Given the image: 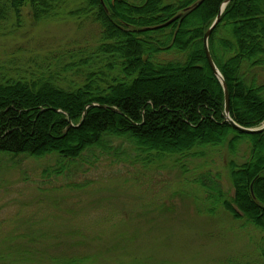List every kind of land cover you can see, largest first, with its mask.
Here are the masks:
<instances>
[{
    "label": "trees",
    "instance_id": "obj_1",
    "mask_svg": "<svg viewBox=\"0 0 264 264\" xmlns=\"http://www.w3.org/2000/svg\"><path fill=\"white\" fill-rule=\"evenodd\" d=\"M224 1L0 0V33L20 28L26 12L36 22L72 17L100 29L90 52L64 64L63 72H75L76 79L55 69L0 72V154L54 155L64 166L99 151L115 153L117 141L147 154V160L224 146L235 155L244 141L248 159L226 163L232 198L206 176L203 186L215 191L216 202L234 218L264 232V132L242 133L226 121L224 89L204 48V35ZM181 12L168 26L155 28ZM209 47L228 86L231 118L260 127L264 0H232ZM164 52L185 59L158 61Z\"/></svg>",
    "mask_w": 264,
    "mask_h": 264
},
{
    "label": "rangeland",
    "instance_id": "obj_2",
    "mask_svg": "<svg viewBox=\"0 0 264 264\" xmlns=\"http://www.w3.org/2000/svg\"><path fill=\"white\" fill-rule=\"evenodd\" d=\"M99 32L91 20L36 22L26 12L20 28L0 33V72L64 73ZM114 147L64 166L54 155L0 154V264H262L264 232L234 218L202 180L232 198L226 163H244L247 142L235 155L207 147L150 160L127 143Z\"/></svg>",
    "mask_w": 264,
    "mask_h": 264
},
{
    "label": "water",
    "instance_id": "obj_3",
    "mask_svg": "<svg viewBox=\"0 0 264 264\" xmlns=\"http://www.w3.org/2000/svg\"><path fill=\"white\" fill-rule=\"evenodd\" d=\"M232 0H225L224 3L221 6V10L217 16V18L215 19V21L213 22V24L210 26V28L207 30V32L204 35V48H205V53H206V57L208 60V63L210 65V67L212 68L215 76L219 79L220 83L223 86L224 89V94H225V108H224V115H225V119L227 122H229L236 130L242 132V133H246V134H257V133H262L264 132V124L261 125L260 127H255V128H247L244 126L239 125L238 123H236L230 116V96H229V90H228V86L227 83L220 71V69L218 68L217 64L215 63L213 56L211 54L210 51V47H209V39L210 36L212 34V32L214 31V29L217 27L221 16L225 10V8L227 7V5L231 2ZM201 1H199L198 3H200ZM195 4L193 7L198 5ZM191 7L185 9V11L190 10ZM182 16V12L180 14H178L177 16H175L173 19L169 20L168 22L161 24L159 26H156L155 28H162V27H166L169 24H171L172 22H174L175 20L179 19ZM95 104H91V106H94ZM102 107H107V106H102ZM114 110H116L115 108H113ZM87 110V108H86ZM86 110L84 112V117L86 114ZM60 111V110H58Z\"/></svg>",
    "mask_w": 264,
    "mask_h": 264
}]
</instances>
